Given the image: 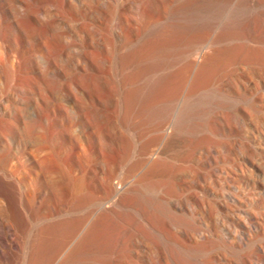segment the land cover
Segmentation results:
<instances>
[{
	"label": "rangeland",
	"instance_id": "obj_1",
	"mask_svg": "<svg viewBox=\"0 0 264 264\" xmlns=\"http://www.w3.org/2000/svg\"><path fill=\"white\" fill-rule=\"evenodd\" d=\"M0 168V264H264V0H0Z\"/></svg>",
	"mask_w": 264,
	"mask_h": 264
},
{
	"label": "bare ground",
	"instance_id": "obj_2",
	"mask_svg": "<svg viewBox=\"0 0 264 264\" xmlns=\"http://www.w3.org/2000/svg\"><path fill=\"white\" fill-rule=\"evenodd\" d=\"M211 59H213V58H211ZM0 169L2 170L3 168H0ZM7 172H9V171H7ZM99 203H101V201ZM5 206L7 209H10L13 212V207H12V204H11L10 199L8 197H5Z\"/></svg>",
	"mask_w": 264,
	"mask_h": 264
}]
</instances>
